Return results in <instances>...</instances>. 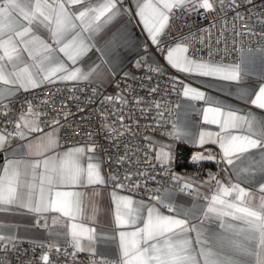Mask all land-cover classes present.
<instances>
[{
	"label": "snow or ice",
	"instance_id": "6c2138e0",
	"mask_svg": "<svg viewBox=\"0 0 264 264\" xmlns=\"http://www.w3.org/2000/svg\"><path fill=\"white\" fill-rule=\"evenodd\" d=\"M120 3L122 0H53L52 3L48 0H0V102L11 97L19 88L28 90L39 87L44 82L51 84L56 80L78 82L102 78L105 74L103 66L106 63L110 64L112 57L118 55V49L126 42V38L114 34L99 47L91 41L108 22L121 13L122 9L118 7ZM219 3L223 8L224 0H219ZM247 3L251 4L252 0H247ZM71 6H80V8L72 11ZM136 7V15L144 24L148 38L161 53L164 52V48L161 46L160 37L166 34L165 30L174 8L185 12H197L199 9L205 12L215 10L213 0H145L143 4L137 0ZM229 7L236 9L240 5L237 0H231ZM236 19L243 20L244 17L237 12L234 17V20ZM34 23L49 32L52 42L56 45L55 48L33 32ZM246 34L254 33L251 28L244 33L238 31L235 33L237 36ZM93 47H96V51L100 54V63L90 66L87 70L75 66ZM25 52L32 60L31 65L25 63L23 56ZM249 52L251 53V49ZM59 53H63L67 61L75 67L67 66ZM212 54V49L209 47L207 59L196 57L195 52H189L188 45L178 43L168 47L165 59L180 72L223 81H239L242 76L249 74L250 69L247 65L255 63L253 57L246 60L242 56L239 64H224L212 60ZM259 57L261 66L264 67V49L259 50ZM21 65L24 66L20 67ZM155 70L159 71V68ZM183 95L193 101H204L210 105L204 109L206 122L220 124L222 132L237 129L243 133L242 135L229 133L226 137L214 141L219 143L227 163L235 170L238 165L234 163V158L241 163L252 158L254 164H249L241 171L260 173L264 176V120L257 119L252 113L238 115L234 110L225 112L222 107H212L211 105L217 103L214 98L191 85H183ZM241 98H248L251 105L264 110V85L259 86L258 91H255L254 98H249L247 92H242ZM113 99V97H105V101ZM120 99L123 100L122 97ZM3 107L7 108V105ZM157 107L159 108L160 105L157 104ZM28 112L35 119H29L21 113L12 133L0 132V150L6 147L10 137L18 136L23 140L31 133H43L38 123L41 114L32 111L30 102ZM209 113L212 114L211 119ZM4 114L7 115V112ZM44 115L48 114L44 113ZM157 115L162 117L163 112L158 111ZM221 116L224 117L223 120L219 119ZM119 119L122 122L124 117L121 116ZM59 126V120L54 119L51 121L50 132L29 141L28 154L39 155L41 158L21 157L7 160L3 171L0 172V210L20 207L35 213L38 217L47 212H60L64 216L77 219L83 214L81 194L56 191L53 198L52 191L55 187L83 186L85 183L105 185L108 182H113L116 188L124 187L119 175H112L107 179L102 176L100 165L91 162L92 156H87L89 162L86 167L81 164L87 153L94 152L95 145L74 146L63 152L54 151L59 146L56 139ZM112 131L116 133L117 129L112 128ZM168 135L181 141L196 139L187 130L186 123L173 124V131ZM205 135L201 131L199 144L203 145L206 142ZM207 135L211 136L210 133ZM41 139L46 141L40 145L43 151L49 152L46 156L43 155V151L38 153L32 151L33 144ZM149 146L152 147L151 144ZM155 159L162 169L169 171L173 160L171 148L161 145L156 151ZM192 159L197 162L203 157L193 155ZM169 174L171 179L178 183L183 179L175 173L169 172ZM236 175L239 177L240 171H237ZM252 178L250 175L243 179ZM124 179L130 180L131 173ZM258 183L261 193L258 204L254 203L252 195L245 188L240 187L239 183L231 185L230 188L219 186L224 196L235 193L234 199L238 203H226L218 195H213L206 208L197 205L183 208L175 205L171 200V193L166 190L163 196H155L153 199L166 206L174 215H163L157 208L149 207L146 217L141 216L139 202L133 201L131 197H116L113 193L116 200L117 228L135 225L138 220L143 221V227L135 231H119L118 264H200L198 256L203 259V264H264V182ZM183 189H191V184L185 182L181 190ZM134 203L137 204L136 207H133ZM217 205L234 211H223ZM224 215H231L232 219L239 223L226 225L221 220L223 231L212 232L207 230L202 222H194L202 219H219ZM94 232V229L85 228L82 224H71L69 234L72 247L76 251H92L91 242L94 239ZM189 233H195L198 252ZM83 238L89 241L87 246L82 244ZM9 245L15 247V237L0 234V247L7 251ZM53 247L55 246H49V250L51 251ZM56 251L59 252L60 249L56 248ZM41 260L43 264H52L48 253L42 254ZM91 264H107V262L93 260Z\"/></svg>",
	"mask_w": 264,
	"mask_h": 264
},
{
	"label": "built area",
	"instance_id": "2783aa9c",
	"mask_svg": "<svg viewBox=\"0 0 264 264\" xmlns=\"http://www.w3.org/2000/svg\"><path fill=\"white\" fill-rule=\"evenodd\" d=\"M213 2L214 11L199 9L197 12H185L173 9L166 34L160 38L163 53L148 37L143 38L141 55H153L160 65L145 60L136 77L118 74L109 87L69 82L53 83L36 91L23 92L0 102V130L12 133L21 113L28 111L30 102L32 111L41 114L38 123L43 131L51 128L52 120H59L60 147L77 144L96 146L94 152L102 159L106 179L119 175L120 182L124 184V187L116 188L113 182H108L109 188L148 199L163 196L166 190L172 189L191 196L198 195L201 200L207 201L208 197L192 185L191 189H181L185 182L190 184L191 180L206 181L209 177L208 165L177 162L170 166L169 171H165L155 159L148 136L154 133L168 135L173 131L184 99L183 85L187 79L167 63L165 55L169 46L178 43L188 45L190 53L195 52L196 57L205 59L211 47V59L226 64L241 63L243 53L249 49H264V0H252L251 4L247 0H237L240 7L236 9H230L231 0H224L223 8L219 0ZM237 12L244 17L243 20H234ZM248 28L254 34L235 35L237 31L247 32ZM205 29L206 32L202 31ZM157 68L159 71L155 70ZM255 80L264 82V67ZM105 97L114 99L105 101ZM3 105H7V108ZM158 111L163 112L162 117L157 115ZM121 116L124 117L122 122L119 119ZM112 128L117 132L114 133ZM9 139L20 138L13 136ZM169 172L182 177V181L178 183L172 180ZM129 173L131 179L125 180ZM49 246L55 247L50 251ZM56 248L60 251L57 252ZM44 253H48L52 264H91L93 260L118 264L120 259L82 253L72 245L26 241L15 242V247L9 245L7 251H0V264H43L41 256Z\"/></svg>",
	"mask_w": 264,
	"mask_h": 264
},
{
	"label": "crops",
	"instance_id": "0c3cea01",
	"mask_svg": "<svg viewBox=\"0 0 264 264\" xmlns=\"http://www.w3.org/2000/svg\"><path fill=\"white\" fill-rule=\"evenodd\" d=\"M48 2L52 3L53 0H48ZM139 2L143 4L145 0H139ZM136 4L137 0H122V3L118 4V7L122 9L121 13L108 22L91 41L92 44H94L96 47H99L114 34L122 35L126 38V42L118 49V55L112 57V62L110 64L106 63L103 66L105 74L102 78L90 79L86 81L81 80L78 82H62L56 80L55 83L86 82L102 87H109L112 84L114 76L118 74H125L130 78L136 77L139 74V70L145 60L160 65L159 61L153 55H141V42L145 36L148 37V33L144 28V24L140 21V17L136 15ZM79 8L80 6H71L72 11H77ZM125 9L129 11H123ZM32 28L33 32L41 39L48 42L50 45H52V47H56L50 38L49 32L45 28L42 26H37L36 23L32 25ZM96 47H93L85 56L81 57V59L78 61V64L75 66L81 67L82 70H87L90 66L99 64L100 54L96 51ZM59 55L66 61L67 66L75 67L74 65H71L70 61H67V58L63 56V53H59ZM23 56L25 63L31 65L32 60L28 57V54L25 52L23 53ZM242 56L246 60L249 57H253L255 59V63L252 65H247V67L250 69L249 74L242 76L239 81H223L209 77H201L196 74L189 75L178 71L168 62L167 63L170 67L178 71L187 79L185 84L198 88L199 90L204 91L207 96L213 97L217 103L211 105L212 107H222L225 112L228 110H234L238 115H247L248 113H252L257 119L264 120V110L251 105L248 102V98H241L242 92H247L249 94V98H254L255 91H258L259 86L264 85V82H256L255 80V78L259 76L263 70V67L260 63L259 51H251V53L247 51L244 52ZM23 66L24 65H21L20 67ZM49 84L50 83L44 82L39 87L29 88L28 90L19 88V90L15 91L11 97L3 101H8L23 92L39 90ZM183 98V102L179 107L178 115L176 117V124L186 123L187 130L193 135V137L196 138L195 141L177 140L164 133L150 134L148 139L152 145L154 156L161 145H167L171 148L173 156L171 166L177 162L187 165L199 162L208 165L209 177L206 181H190V184L195 187L199 193L205 194L208 197V200L203 201L198 195L191 196L183 191L170 189L168 191L171 193L172 202L175 205L183 208H191L193 205L206 208L211 201V197L213 195H218L226 203H238L234 199L235 193L224 196L223 193L220 192L219 186L230 188L231 185L239 183L240 187L245 188L252 195L254 198V203L258 204L259 197L261 195L258 182H264V176H262L260 173L241 171V169L247 168L249 164H254L252 158H250L248 161H245L244 163H241L240 160H236L234 158V163L238 165V168L234 170L233 166L229 165L226 159H224L219 143L214 142L220 137H226L229 133L232 135H242L243 133L237 129H228L227 132H222L220 124L208 123L204 119V109L210 105L204 101H193L184 95ZM24 114L28 116L29 119H35V117L31 116L28 111ZM211 118L212 114L209 113V119ZM219 119L223 120L224 117L221 116ZM51 130L52 128L43 131V133H48ZM201 131L206 134V142L203 145L199 144L198 142ZM0 132L2 131L0 130ZM43 133H31L30 136L23 140L9 139L6 147L0 150V172L3 171V166L7 160L19 159L21 157L27 159L41 158L39 155L28 154V143L30 140H35L37 137H42ZM209 133L211 134L210 137L207 135ZM60 134L61 129L59 127L58 132L56 133L58 145ZM217 134H219V136ZM45 142V140L41 139L34 143L32 148L33 153L43 151L40 145ZM181 144L188 145L192 148V153L189 156L188 162H183L178 157V148ZM87 145L88 144H77L66 147L58 146V148L54 149V151L63 152L74 146L85 147ZM252 151L255 152L256 150ZM48 154V151H43V155L46 156ZM193 155H200L203 157V159L194 162L192 159ZM87 156L93 157V160L91 161L92 163H98L100 165L101 175L105 177L101 157L95 152L87 153V155L81 160V164L84 167H86L87 163L89 162L87 160ZM256 159H258V156ZM237 171H240L239 177L236 175ZM250 175L253 177L251 180L243 179L244 177H248ZM56 191L80 193L83 214L77 219H72L71 217L64 216L60 212H47L38 217L35 213L29 212L27 209L20 207H15L11 210H0V226H2L0 227V234L15 237V242L32 241L37 244L51 242L56 245H71V236L69 234L71 224H82L85 228H92L95 230L93 233L94 239L91 242L92 251L85 250L82 251V253H93L99 257L120 258L119 231H135L137 228L143 227V221L138 220L135 225H126L122 228H117L115 224L116 200L113 197V193L116 194V197H131L133 201L139 202L142 217L147 216V209L149 207L157 208L163 215H174L173 212H169L166 206L159 204L156 200L148 198H136L130 194L124 193L119 189L109 188L107 184L92 185L85 183L83 186H57L52 191L53 198H55ZM136 206L137 204L134 203L133 207ZM217 207L226 212L234 211L233 209H228L222 205H217ZM38 219L39 223H37ZM221 220L226 225L229 223H239L238 221H234L231 215H224L219 219H202V221L194 222H202L205 228L209 231L222 232L223 229L221 228ZM189 235L193 238L194 247L198 252L199 246L195 245V233H189ZM81 242L85 246L89 244V241L86 238H83ZM149 243H152V241H149ZM2 250L3 248L0 247V251ZM198 259H200V264H203V259L199 256Z\"/></svg>",
	"mask_w": 264,
	"mask_h": 264
},
{
	"label": "water",
	"instance_id": "95a60500",
	"mask_svg": "<svg viewBox=\"0 0 264 264\" xmlns=\"http://www.w3.org/2000/svg\"><path fill=\"white\" fill-rule=\"evenodd\" d=\"M192 153V148L188 145L181 144L178 148V157L183 162L189 161V156Z\"/></svg>",
	"mask_w": 264,
	"mask_h": 264
}]
</instances>
